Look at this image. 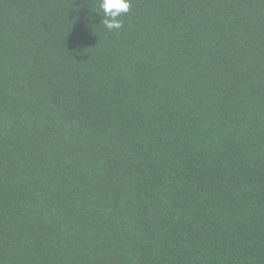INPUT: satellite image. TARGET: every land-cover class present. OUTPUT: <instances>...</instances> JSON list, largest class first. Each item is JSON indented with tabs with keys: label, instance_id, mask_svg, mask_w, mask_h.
<instances>
[{
	"label": "trees",
	"instance_id": "obj_1",
	"mask_svg": "<svg viewBox=\"0 0 264 264\" xmlns=\"http://www.w3.org/2000/svg\"><path fill=\"white\" fill-rule=\"evenodd\" d=\"M0 0V264H264V0Z\"/></svg>",
	"mask_w": 264,
	"mask_h": 264
},
{
	"label": "clouds",
	"instance_id": "obj_2",
	"mask_svg": "<svg viewBox=\"0 0 264 264\" xmlns=\"http://www.w3.org/2000/svg\"><path fill=\"white\" fill-rule=\"evenodd\" d=\"M132 0H99V10L96 12L102 19L100 24L110 32L123 28L122 17L131 12Z\"/></svg>",
	"mask_w": 264,
	"mask_h": 264
}]
</instances>
